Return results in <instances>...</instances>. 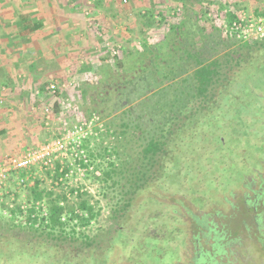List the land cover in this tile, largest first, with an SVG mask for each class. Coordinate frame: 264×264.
Segmentation results:
<instances>
[{"label":"trees","instance_id":"1","mask_svg":"<svg viewBox=\"0 0 264 264\" xmlns=\"http://www.w3.org/2000/svg\"><path fill=\"white\" fill-rule=\"evenodd\" d=\"M177 1L180 4V10L176 13L179 20L177 23L167 24L168 33L162 41L140 44L141 51L136 53L137 58L130 62L129 67H126L123 59L118 56L117 59L111 58L114 61L113 67L120 73L111 75L112 83L109 91H106L109 97L103 95L107 100L101 110H87L89 119L86 120H90L94 112L101 114L110 108V120L104 130L105 135L113 136L115 143L130 136L133 138L130 143L139 145L140 148L138 156L132 160L131 167H128V163L120 158L125 152H119L116 144L109 142L107 146L102 147L103 158L114 155L117 159H122L118 166L108 159L106 169L101 170L99 175H94L98 181L105 184L109 182L108 187H120L119 202L112 209V217L118 222L113 233L99 242L88 240L85 236L80 243L75 244L73 241L79 239H75V226H88L97 218L99 210L95 211L89 201L82 197L85 193H80L75 188L66 190L64 183L57 185L61 189L59 192L48 190L41 187L43 181L33 176L34 172H30L33 178L32 185L27 186L25 202L28 207L25 212L21 210L20 204L16 203L19 195H16L13 189H9L4 197L10 198L9 194L13 196L11 208L0 201V209L10 214L6 218L0 213V222L4 223L0 224V244H30L34 250L33 245L36 244V251L40 254L48 252L40 258L44 261L53 260L51 264H100L102 260L104 264H112L117 258L116 254L128 264H153L150 256H162L174 247L179 250V258L170 264L180 262L188 236L184 218V212L187 211L183 205L192 206L187 197H196L202 201L200 208L192 207L199 212H205L210 206L217 205L209 197L214 193H203L206 190L205 179L212 178L216 185L224 181L223 178L227 174L225 169L228 162L223 138L216 139L220 150L207 145V141L205 145L194 147L198 143L195 139L201 143L203 140L200 136L205 138L204 134L210 127L211 118L205 119L202 115L212 112L221 114L230 103L236 107L232 104L235 99L245 104V107L251 106L252 102L237 96L234 86L242 70L253 67L260 58L264 51V39L243 41L221 37L208 17L210 6L203 4L202 0ZM217 11L222 13L225 9L220 6ZM157 15L160 18L158 23H165L163 13L157 12ZM225 16L227 23H231L236 17L233 12H226ZM150 17L152 19V15ZM219 30L222 32L220 27ZM146 58L151 67L147 70L144 66ZM124 72L125 75L129 74L130 80L125 76L122 80L119 78ZM143 92L144 98L135 103L134 98ZM262 97L264 98V95ZM57 109L56 103L55 111ZM236 123L242 125L245 131L249 129L242 120L234 121L233 124ZM219 131L221 132V129ZM87 141L82 147L86 161L81 159L77 164L85 169L87 174L93 175L92 170H97L94 161L98 155L89 150ZM195 155H198L199 159L195 160ZM261 159L260 164L263 166L264 154ZM140 162L144 164V173L137 169ZM257 170L251 175L243 176L237 188L225 190L226 188L222 187L216 190L215 194L221 196L220 202L225 204L226 198L245 188L243 185H246L248 179H252L256 172H260L262 167ZM67 172L68 169H64L62 174H58L56 170L52 179L56 181ZM180 172L183 176L180 181H176ZM191 174L195 176V181L191 180L196 186L194 193L187 183ZM116 176L124 183L118 184L119 180H114ZM23 177V173H13L6 188L8 185L21 186L18 185L17 179ZM177 182L179 187H176ZM207 182L214 185L212 181ZM64 189L70 195L76 193L79 198L76 203L68 202ZM35 204H39V207ZM41 205L46 212L45 216L41 215ZM20 216H23L24 227L21 226L22 223H14L15 218ZM207 217L208 215L203 218ZM31 231L35 234L41 231L45 237L36 239L30 236ZM117 234L123 238L113 241L112 236ZM216 246L219 248L218 252L223 253L224 246ZM142 257L144 262L140 261ZM0 260L4 264L5 259ZM34 261L22 260L19 264H32Z\"/></svg>","mask_w":264,"mask_h":264},{"label":"rangeland","instance_id":"2","mask_svg":"<svg viewBox=\"0 0 264 264\" xmlns=\"http://www.w3.org/2000/svg\"><path fill=\"white\" fill-rule=\"evenodd\" d=\"M128 3L126 7H117L109 10L111 13L109 16L113 15V17H109L111 25L103 28V38L97 44H95L96 40L92 42L93 49L92 53L88 55L89 57L83 54H75L70 59H66L68 61V67L63 75L65 76L66 74L73 73V75L76 76L75 78L80 76L81 78L76 81H68V79L65 81V79H60L59 81L61 82L56 83L54 80V82H47L45 77L40 78V84L33 85L34 88H38L40 85L46 88L48 84L55 83L57 87H63V97L70 98L68 103L65 102L63 112L71 117L73 116L72 120L70 117L65 120L58 118L61 114V109L58 105V109L55 111L57 101L52 95H49L46 90H44V93H41L39 97H31L35 89L34 91L28 90L26 85H29L30 82L28 79L30 77L24 75L25 70L22 71L23 74L20 75L19 79L22 82L19 87L21 89L20 91H17L16 87L15 90L11 91L13 93L16 91L14 94H7V92L2 91V85L0 84V160L5 156L41 144L54 137V135L61 130L63 122H68L67 124L71 126L76 122V119L83 121L89 119L87 118V110L90 111L91 108H96L98 111L101 110V108L104 107V102L107 100V98H103V95L108 96L106 91L112 83L111 75L114 76L120 73L117 72V68L113 67L112 62L114 61H112L111 58L116 57L117 59L118 56V58L123 59L126 67H129L131 64L130 62L137 58L136 53L141 51L140 44H155L160 40L162 41L164 35L168 33L166 30L167 24L177 23L179 20V18L176 17V13L180 10V4L177 0H129ZM202 3L211 7L208 17L218 29V33L221 37L223 34L219 30V26L223 19L224 12L218 13L217 9L220 6H223L225 11H241L248 14L251 12L254 13V8L259 10L264 6V0H202ZM157 12L163 13L165 23H158L160 18ZM151 15L152 19H150ZM94 33L97 35L100 32L94 31ZM113 35L114 41L110 43L116 47L113 49L115 53L113 54V51L104 52L100 50L102 48L98 47L102 43L109 42V37ZM261 55L253 67L242 70L234 86V89L237 90V96H242V100L244 101L252 102L251 106L249 108L245 107V104L235 99L232 101V104L236 107L231 106L230 103L225 106L221 114H214V112H212V114L202 115L205 119L211 118L210 127L204 134L205 138L200 136L203 140L201 143L198 139H195L198 143L194 145V147L205 145V141H207V145H212L215 150H220V144H218L216 139L218 137L223 138L228 162L227 169H225L227 174L223 178L224 181L216 185L212 178L205 179L206 190H204L203 193H207V191L214 193L210 194L209 197L217 204L210 206L205 211L206 215H208L206 220L211 223L214 231L210 241L207 243L202 241L200 237L202 228L198 223V217L200 216L197 209L192 207L200 208L202 201L196 197L188 196L187 200L192 206L183 205L187 211L184 212V218L187 222L186 231L188 232L186 249L180 260L183 264H190V262H192L195 256L194 246L196 240H198L199 244V251L197 252L199 255V264H264V218L257 222V228L254 227V218L264 215V208L261 206L260 202H258L261 200L258 196L262 188L260 182L256 179L252 182L251 187H245L235 191L232 197L226 198L225 204L220 202L221 196L215 194V192H217L216 190L219 188L222 189V187L223 189L226 188L225 190L237 188L243 176L251 175L254 170L258 171L257 169L260 170L262 167L260 163L262 161L261 155L264 154V98L262 97L264 95V51ZM144 66H146V70L151 68L147 58L144 60ZM78 71L81 72V74L78 75ZM128 75L129 74L125 75L124 72L119 75V78L122 80L123 76H125L130 80ZM23 91H25V93L22 94ZM19 94L20 98L16 99V95ZM35 95L37 96L36 93ZM140 98H144V92L142 95H138L134 98L135 103L138 99L140 100ZM75 106L78 109L77 116L76 112L72 109ZM46 107L52 111V117L50 115L49 120L46 119V116L43 114V109ZM110 113V108H107V110L101 114H96L94 112L92 116L94 119L92 123L93 129L91 130L92 134L87 138L88 141L86 142L89 150H91L93 154L96 153L98 155V158L94 161L97 170H92V172H94L92 175L90 173L87 174L85 171L78 172L74 169L69 178L65 180L63 186L66 187V190L75 188L80 193H85L82 197L89 201L95 211L99 210L97 218L91 221L88 226L84 228L75 226V239L79 238L75 240L77 242L73 241L75 244L80 243L85 236H87L88 240L99 242L108 238L110 234L113 233L115 225H118V222L112 217V209L115 207V204L119 202L120 187L119 185L108 187L110 184L109 182L105 184L98 181L94 178V175H99L101 170H105L108 161L118 166L119 161L123 159L128 163L127 166L131 167L132 160L138 156L137 153L140 150L139 145L130 143L133 140L130 136L122 138V140L115 143L116 141L113 136L107 137L105 135L104 130L110 120L108 116ZM237 117L239 120H242L244 125L249 127L247 131L242 128V125H237V123L233 124L234 121H239ZM46 122L48 125H45ZM220 129L221 132L219 131ZM109 134L111 133L109 132ZM239 134L242 137L238 136ZM129 138L130 140L127 142ZM109 142L112 145L116 144L119 152H125V155L120 156L122 159L119 160L114 155L103 158L102 147L107 146ZM201 153L202 150L199 155ZM99 155H101V157ZM194 159H199V156L195 155ZM181 173L182 172L177 175L176 181H180V178H182L183 175H181ZM34 176L43 181L41 187L54 192H59L61 190L55 185L51 176L43 170L36 171V173L34 172ZM114 180H119L118 184L124 183L123 180L120 181L119 176L114 177ZM191 180L195 181V176L193 174H191V178L188 179L187 183L190 185L189 189L194 193L196 186ZM208 180L212 181L214 185L207 182ZM262 181L264 182V178ZM27 184L30 185V182ZM179 186L177 182L176 187ZM9 187L8 185V188L0 191V193L3 194L0 196V201H2L5 206L10 205L12 203L11 197H4L6 191L13 189V192L19 195L17 200H15L16 203L27 208L28 206L25 202L27 187L15 185L14 187ZM66 190L64 189L63 191L68 198V202L76 203L79 199L76 193L74 192L73 195H70V193H66ZM263 191L264 189H262V193ZM244 200L246 201L247 211L244 207ZM254 206L255 211L252 212ZM0 213L6 218L10 215L6 210L2 209H0ZM5 220L7 221V219ZM14 223L18 225L22 223L21 226H25L23 216L15 218ZM0 224L3 225L4 223L0 222ZM68 229L69 228H67L66 231H68ZM30 236L36 239L45 237L43 233L41 234V231L36 234L31 231ZM117 238L123 237H119L118 234L112 236L113 241ZM219 243L224 246L223 253L218 252L216 248V245L221 246ZM33 246L35 250L31 248L30 244H28V246L18 243L9 245L0 244V258L3 260L5 259L4 264H19L22 260L25 262L35 260L32 264H51L53 260L49 261L45 258L46 261H44L40 258L48 252L40 254L39 251H36V244ZM44 249L47 250L46 248ZM7 252L9 253V257L6 258ZM116 257L117 258H115L112 264H128L123 258H119L117 254ZM149 258L154 262L153 264H170L173 260L179 258V250L177 247H174L169 249L162 256H153V258L150 256ZM211 259H213L212 262L210 261ZM140 261L144 262V257H142ZM227 261L230 263H227ZM0 264L3 263L0 262ZM100 264H104L103 260Z\"/></svg>","mask_w":264,"mask_h":264},{"label":"crops","instance_id":"3","mask_svg":"<svg viewBox=\"0 0 264 264\" xmlns=\"http://www.w3.org/2000/svg\"><path fill=\"white\" fill-rule=\"evenodd\" d=\"M128 2L129 0L126 3H122V0H0L2 91L11 95L16 92H11L16 87L20 91L22 82L19 79L23 70L24 75L31 78L28 79L29 85H26L28 90L35 89L31 97H39L46 90L45 87L42 90L41 85L33 87L34 84H40V78L46 77L47 82L54 80L56 83L61 82L60 79L76 81L81 78H75L73 73L63 75L67 71V60L75 54L90 55L92 42L96 40L97 44L103 38V28L111 25L109 17L113 15L109 16V10L126 7ZM258 11L254 8V14ZM94 31L100 33L96 35ZM113 37L114 35L109 37L107 43L100 42L102 44L98 48H102L100 50L104 52L113 51L116 48L110 43L114 41ZM79 71L78 75L81 74ZM19 98L20 94L16 95V99Z\"/></svg>","mask_w":264,"mask_h":264},{"label":"built area","instance_id":"4","mask_svg":"<svg viewBox=\"0 0 264 264\" xmlns=\"http://www.w3.org/2000/svg\"><path fill=\"white\" fill-rule=\"evenodd\" d=\"M122 3H126V0H122ZM232 11H224L223 19L220 23V28L222 30L223 36L241 39L243 41L247 40H262L264 39V6L259 9L258 13H243V12H233L235 13V19L231 23H227L225 13ZM115 51H113V54ZM46 91L49 95H52L53 98L57 101L61 109V114L58 118L66 119L72 117L63 112V107L65 102H69L70 98L63 97L62 91L63 87H57L55 83H50L46 87ZM76 112L77 116V107L72 108ZM43 114L46 116V119L49 120L50 115L52 117V111L46 107L43 109ZM79 118V117H77ZM94 119L90 120H77L71 126L67 123H62L61 130L54 135V137L44 141L41 144L34 145L30 148L23 149L22 151L16 152L12 155L5 156L0 160V191L6 189L7 182L9 181L10 176L15 173H24L23 178H18L17 183L22 187H27L32 185V174L30 172L44 171L47 172L51 178L56 173L62 174L64 169H68V172L63 176H59L55 185L59 183H65V180L69 178L72 174V170L76 169L78 172H83L85 169H82L77 163L81 159L85 160V151L82 148L85 141L92 134L91 130L93 129L92 123ZM45 125H48L46 122ZM58 167V168H57ZM30 182V185L27 183ZM4 188V189H3ZM8 194V191L5 192ZM3 195L0 193V196ZM11 201L13 196L10 195ZM36 207H39V204H35ZM9 208L12 205H8ZM42 207L41 215L45 216L46 212L44 207ZM25 207L21 206V210L25 212Z\"/></svg>","mask_w":264,"mask_h":264},{"label":"flooded vegetation","instance_id":"5","mask_svg":"<svg viewBox=\"0 0 264 264\" xmlns=\"http://www.w3.org/2000/svg\"><path fill=\"white\" fill-rule=\"evenodd\" d=\"M138 166H140V167H138ZM137 169L141 170V172L144 173V164H141V162L138 163L137 164ZM130 172H132V171L130 170ZM263 178H264V165L262 166V170L260 172H256L255 176L252 179H248V183L246 185H243V186L244 187L246 186L248 188L251 187L252 182H254L256 179L260 182V186L262 188L260 190L261 193L260 194L258 193L259 194L258 196H259V198L261 200L260 201L257 200V201L260 202L261 206L264 208V191L262 193V189H264V182L262 181ZM244 207H245V209L247 211V205H246V201L245 200H244ZM254 211H255V206H254V208H252V212H254ZM197 212L199 213V216H200V217H198V223H199V226L202 228V233L200 234V237H201L203 242L207 243L208 241H210V239H212L214 231L212 229L211 223L208 220L203 218L204 216H206V213L205 212H201V211L200 212L197 211ZM263 218H264V215H262L261 217L258 216L257 218H254V227L255 228L258 227L257 222H259ZM218 249L219 248H217V250ZM198 251H199V244H198V240H196L195 241V246H194V255L195 256H194L192 262H190V264H199L198 262H200V261L198 260L199 259V255L197 253ZM227 257H228V255H227ZM210 261L212 262L213 259H211ZM227 263H230V262L227 261ZM173 264H183V262H179V263L178 262H174ZM202 264H205V263H202Z\"/></svg>","mask_w":264,"mask_h":264}]
</instances>
